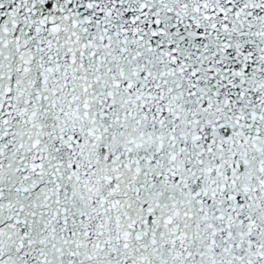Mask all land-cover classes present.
Here are the masks:
<instances>
[{"label":"snow or ice","instance_id":"1","mask_svg":"<svg viewBox=\"0 0 264 264\" xmlns=\"http://www.w3.org/2000/svg\"><path fill=\"white\" fill-rule=\"evenodd\" d=\"M0 264H264V0H0Z\"/></svg>","mask_w":264,"mask_h":264}]
</instances>
